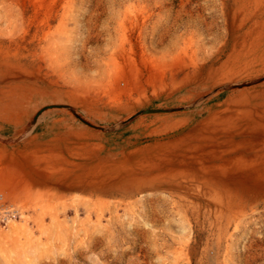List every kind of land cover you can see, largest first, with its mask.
<instances>
[{"label":"bare ground","instance_id":"1","mask_svg":"<svg viewBox=\"0 0 264 264\" xmlns=\"http://www.w3.org/2000/svg\"><path fill=\"white\" fill-rule=\"evenodd\" d=\"M25 24L33 22L0 18V152L29 156L33 187L89 195L96 211L111 197L123 206L165 195L169 212L176 208L188 225L212 232L203 252L220 264L235 233L264 217V0H233L220 32L202 36L200 59L193 53L190 64L147 73L135 67L106 83L100 71L95 79L92 70L43 65L42 28L28 42ZM7 45H25L27 55ZM21 219L15 230L0 231L6 261L33 249Z\"/></svg>","mask_w":264,"mask_h":264},{"label":"rangeland","instance_id":"2","mask_svg":"<svg viewBox=\"0 0 264 264\" xmlns=\"http://www.w3.org/2000/svg\"><path fill=\"white\" fill-rule=\"evenodd\" d=\"M232 1L0 0V18L32 21L33 25L21 28L28 30V42L34 39L37 28H42L43 65L53 62L60 67L68 64L72 70H92L90 77L97 76L95 79L100 71L99 79L106 83L104 78L117 81L129 77L135 67L147 73V68L158 71L160 66L190 64L193 53L200 59L205 52L202 36L210 31L220 32L218 23L228 13ZM25 45L18 49L7 45V50L24 56ZM31 47L33 52L35 45ZM117 131L114 133L121 132ZM15 155L12 151L0 152V196L4 197L0 214L2 206L19 212L8 223L0 221V231L15 230L21 218H26L34 245L22 261L0 258V264H212L203 252L212 232L188 225L180 219L176 208L169 212L165 195L149 202V195H141L126 200L123 206H117L118 199L111 197L106 200L107 206L96 211L89 206L94 201L89 195L76 191L50 193L48 188L33 187L28 176L30 166L26 161V165L22 164L24 158L30 160L29 156L23 152H17L16 158ZM13 158L18 165H14ZM137 201L139 204L130 208ZM252 226H242L232 242L223 246L220 264H264V217ZM139 247L144 249L142 253Z\"/></svg>","mask_w":264,"mask_h":264},{"label":"built area","instance_id":"3","mask_svg":"<svg viewBox=\"0 0 264 264\" xmlns=\"http://www.w3.org/2000/svg\"><path fill=\"white\" fill-rule=\"evenodd\" d=\"M0 201H2V202L4 201V197L2 195L0 196ZM6 209L2 206V210H1V214H0V216H1L0 221L3 223H8V221L10 219H12L14 217V215L17 216L18 215L17 213H19L18 210H16V209L15 210L12 209V211H10L9 209L8 210H6Z\"/></svg>","mask_w":264,"mask_h":264}]
</instances>
